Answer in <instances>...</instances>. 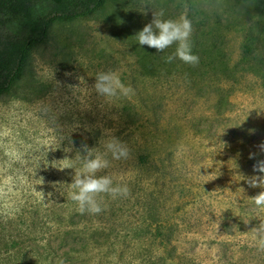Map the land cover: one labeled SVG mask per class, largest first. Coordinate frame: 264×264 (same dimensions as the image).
Here are the masks:
<instances>
[{
	"label": "rangeland",
	"instance_id": "374dc122",
	"mask_svg": "<svg viewBox=\"0 0 264 264\" xmlns=\"http://www.w3.org/2000/svg\"><path fill=\"white\" fill-rule=\"evenodd\" d=\"M161 8L162 19L186 14L191 45L218 44L226 67L208 69H226L222 79L190 64L164 68L175 43L163 52L139 45L136 34ZM102 72L132 93L99 95ZM217 84L231 90L222 115ZM112 137L129 155L109 154L97 176L130 195L102 194L103 211L80 214L69 198L75 170L59 167H79L82 145L103 153ZM262 141L264 11L251 0H107L55 21L0 94V264H264L250 231L259 220L244 223L264 217L249 202L261 189L240 180L258 174ZM145 223L162 224L170 243L137 237L152 230Z\"/></svg>",
	"mask_w": 264,
	"mask_h": 264
},
{
	"label": "clouds",
	"instance_id": "9594fccd",
	"mask_svg": "<svg viewBox=\"0 0 264 264\" xmlns=\"http://www.w3.org/2000/svg\"><path fill=\"white\" fill-rule=\"evenodd\" d=\"M144 7L145 10L140 12L146 14L147 5ZM152 15V21L136 34L139 45H147L155 48L157 52H163L175 43L178 45L175 53L164 57L166 62L170 63L178 57L184 63L193 66L198 64L199 57L191 51L190 37L193 29L186 14H182L178 20L162 19L164 10L161 8L159 11H153ZM94 87L99 95L107 99L128 96L133 91L130 87H126L115 73L111 72L99 73L95 79ZM257 114L259 115L260 112H257ZM257 147L260 152H264V141ZM104 149L105 151L101 153L93 147L82 145L83 155L78 158L80 161L79 167L72 163L59 167L61 170L64 168L75 170L70 183L69 198L77 204L76 210L80 214H99L103 211L102 194H106L112 199L127 198L130 195V189L126 184L118 183L114 185L113 178L110 175L97 176L98 172L110 167L111 162L107 158L109 154L113 160L126 159L129 150L115 137L104 142ZM255 155L256 153L250 152L249 158H253ZM53 166L55 167V165ZM253 172L258 174L242 175L240 180H244L249 187L261 189L256 195L249 197V202L257 212H264V159H259L254 163ZM241 191L244 193L243 188H241ZM251 219L259 220V223L252 227L250 231L255 239V247L258 251L264 252V217L254 215L245 219L244 223L248 224Z\"/></svg>",
	"mask_w": 264,
	"mask_h": 264
},
{
	"label": "trees",
	"instance_id": "16d2710c",
	"mask_svg": "<svg viewBox=\"0 0 264 264\" xmlns=\"http://www.w3.org/2000/svg\"><path fill=\"white\" fill-rule=\"evenodd\" d=\"M106 1L107 0H0V94L8 91L12 87L22 72L28 52L34 45L44 40L53 22L72 20L86 16L102 7ZM251 1L257 8L264 11V0ZM202 18H205V15H203ZM191 46L192 53L199 57V62L195 65V67L198 68L197 73L199 75L212 74L222 79L226 69L222 72H214L208 69L209 66L215 65L218 62L226 67L227 62L223 59L222 49L218 47V44L201 49V43L194 41ZM246 48L249 49L248 51L251 50L248 46H246ZM164 62L165 64L163 65H165L164 68L166 69H171L176 65H181L186 69L188 65L182 60V63L178 64L176 58L170 63L166 62L165 59ZM171 76L175 77L178 75L176 72H173ZM198 78H200V80L205 79L202 76H198ZM213 78L215 77L213 76ZM205 81L207 80L205 79ZM215 89L219 91V96L217 98V113L222 115L230 108L227 104H230L228 97L231 94V90L227 88L224 89L218 84ZM142 157V154L139 155L140 162H142ZM99 217L100 216H96L97 219ZM144 225L146 227H152V230L139 232L137 237L158 238L159 242L164 243V245L170 243V234L163 231L162 224L145 223ZM97 233L99 236L103 235V232L98 231ZM95 240L103 241L99 238H95Z\"/></svg>",
	"mask_w": 264,
	"mask_h": 264
}]
</instances>
